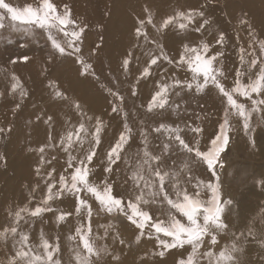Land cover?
Listing matches in <instances>:
<instances>
[{
  "label": "snow or ice",
  "instance_id": "obj_1",
  "mask_svg": "<svg viewBox=\"0 0 264 264\" xmlns=\"http://www.w3.org/2000/svg\"><path fill=\"white\" fill-rule=\"evenodd\" d=\"M212 2L213 0H204L199 8L173 9L159 20L156 19L157 14L145 5L143 15L134 18L132 47L142 48L143 54L148 57L137 82L151 77L153 66L163 68L165 63L175 71L190 72L191 79L185 81L174 78L169 83L162 78L156 82V90L147 102L145 113L155 123L140 128V146L131 156L127 155V151L132 147L134 135L133 127L127 122L129 113L122 107L125 97L118 90L107 89L114 97L111 111L122 113L125 123L116 142L100 162V167L110 177L117 170L114 166L125 164V183L129 185L128 191L131 193L127 198L114 192L110 179L105 178L99 183L93 179V170L97 167L94 159L98 158L105 129L103 118L96 114L89 115L79 99L69 96L58 84L49 81L53 101L63 103L78 119L73 124L69 118L65 131L55 136L52 128L53 117L48 116L44 121L49 125L47 141L36 149H30L39 157L34 171L43 181L44 192L34 207L29 206L30 200L29 204L9 209L10 222L0 228V241L6 243L11 237L19 246L15 247L7 264H64L59 255V237L52 242L41 231L39 243L33 244L24 226L37 218L42 220L46 213L55 214L53 203L62 200L66 194L75 199L74 213L60 211L55 216L57 224L66 222L73 214L85 221L68 236L69 241L76 242L71 249L72 256L68 264H102L103 257L111 255L106 245L97 246L94 242V210L90 199H94L98 206L97 214L102 212L109 216L123 215L138 230L137 243L144 237L155 239V248L150 253H145L141 264H157V257L163 262L173 250L178 253L174 264H242L239 254L245 250L244 240H257L264 248L262 220L258 229L255 224H250L238 234L233 231L231 242L222 246L218 252L215 251L218 238L230 231L226 213L231 211L233 200L224 198L220 182V170L225 167L222 154L228 149L230 133L233 131L230 120L238 117L242 121L243 131L249 136L253 148L256 147V141L251 135L255 131L252 127L253 113H261V120H264V39H258L248 20L239 21L241 25L247 26L250 43L247 48H239L240 67L234 70L232 85H226L228 77L220 59L224 52L213 51V43L204 38L206 32L212 35L210 30L215 24L208 11ZM8 27L29 34L40 30L51 46L50 61L59 57H74L75 62L80 65L81 76L91 74L99 80L89 58L82 51L89 26L74 16L68 4L61 7L53 0H38L35 6L25 4L20 7L9 0H0V30ZM170 33L180 36L178 57L169 55L164 44ZM190 33L200 34L199 43L194 44L187 40ZM213 39L215 45L221 49L225 47L227 36L223 30H217ZM94 54L95 52L90 55ZM134 58L139 60V57H134L133 50L125 54L121 64L125 74L129 72ZM28 59L25 55L10 62L15 64L18 60L27 62ZM245 76L248 77L247 83L243 82ZM193 88L197 93L214 89L223 98L224 106L218 131L204 149L201 148L199 140L192 142L185 137L186 130L199 135L203 132L201 127H192L187 123L181 125L170 120L172 112L180 115V104L173 101L172 96H180L182 89L191 91ZM9 93H18L21 98L28 95L15 73L10 76ZM131 94L137 95L135 87ZM4 96L5 93L0 92V98ZM15 107L19 109L21 104L17 103ZM7 131L10 132L11 129ZM3 132L5 129L0 128V133ZM53 153H63L66 156V167L59 173L58 179L55 167H51L53 161L57 160V154ZM4 159L0 155V160ZM198 166H203L210 174L207 180L193 176V170ZM256 183L264 187V178ZM189 185L192 191H189ZM28 187L34 200V194L41 185L37 183ZM202 192L206 193L207 198L202 196ZM153 206L157 211H153ZM257 231L260 232L259 236ZM206 241L209 246L201 251ZM119 242L124 244L123 239ZM149 256L153 259L146 258Z\"/></svg>",
  "mask_w": 264,
  "mask_h": 264
},
{
  "label": "bare ground",
  "instance_id": "obj_2",
  "mask_svg": "<svg viewBox=\"0 0 264 264\" xmlns=\"http://www.w3.org/2000/svg\"><path fill=\"white\" fill-rule=\"evenodd\" d=\"M9 2L23 7L25 4L35 6L38 0H9ZM53 2L61 7L68 4L74 16L88 24L82 51L85 57L89 58L99 80L91 74L81 76L80 65L75 62L74 57L47 60L52 55V50L47 45L45 34L40 30H36L35 34L17 31L11 27L0 30V92L5 93L4 98H0V128L5 129L2 138L8 136L5 145L0 146V155L5 157L4 160H0L5 166V172H1L3 170L0 168V228L10 222L9 209L29 204L30 200L29 206L34 207L42 198L43 181L34 171L39 157L30 149H36L47 141L49 125L44 121L48 116L53 117V135L58 136L65 131L66 121L69 118L73 124L78 119L63 103L53 101L51 89L48 86L49 81L58 84L59 88L67 92L69 96L79 99L89 115L96 114L103 118L105 129L98 149V158L94 159L97 167L93 170L95 173L93 179L97 183L105 178L110 179L113 182L114 192L127 198L131 193L128 191L129 185L125 183L127 179L125 164L120 163L114 166L117 170L110 177H107L100 167V162L104 160L107 151L116 142L125 123L123 114L120 112L113 114L108 106L113 101V97L107 89L112 88L122 94L125 93L122 107L129 113L127 122L133 127L134 135L132 147L127 151V155L131 156L140 146L142 139L139 135L140 128L155 123L145 113L147 102L156 90V82L162 78L169 83L174 78L185 81L191 79L190 72L175 71L172 66L165 63L163 68L153 66L151 77L137 82V77L143 70L148 57L143 54L142 48L133 49L132 47L133 24L135 16L143 15L145 5L157 14L156 19L159 20L161 16L171 13L173 9L199 8L204 0H53ZM208 11L215 24L210 30L212 35L206 32L204 38L213 43V51L224 52L220 59L228 77L225 83L231 86L235 75L234 70L240 67L239 48L241 46L247 48L250 43L247 26L241 25L239 21L248 20L255 29L258 39H264V0H213ZM217 30H223L227 36L223 49L215 45L213 39ZM149 31L152 30L149 29ZM200 39L201 36L197 33L187 35V40L194 44L199 43ZM18 43L23 44L20 53L28 55V61L7 64L6 60L10 51V54L14 55L12 54L14 51H8L7 48ZM164 44L169 55L178 57L181 44L179 35L170 33L165 38ZM129 50H133L134 57H139V60L134 58L129 66V72L125 74L121 64ZM93 52L95 54L90 55ZM12 73H15L22 81L28 93L26 97L21 98L18 93L15 95L9 93ZM243 82H248L247 76L243 77ZM133 87L137 89L136 96L131 94ZM172 100L180 104V115L177 116L175 112H172L170 120L181 125L187 123L192 127H201L203 132L199 135L186 130L185 137L192 142L199 140L201 148H206L210 139L218 131L224 106L223 98L214 89L197 93L193 88L191 91L180 90V96L173 95ZM241 100L243 102V98ZM17 103L21 104L19 109L15 107ZM248 103L251 106L250 102ZM230 123L235 132L230 133L228 149L222 154L225 167L220 170V182L224 198L232 199L233 204L230 205L231 211L226 213V222L230 224V231L218 238L219 243L215 246L217 252L222 246L231 242L233 231L238 234L246 230L250 224H255L258 229L264 220V195L261 196L255 190V183L252 182V180L264 178V166L255 169L252 164L264 161V120H261V113H253L252 127L255 131L251 135L256 141L255 148L252 147L249 136L243 131L242 121L238 117H232ZM9 128L10 132L7 131ZM53 154H57V160L53 161L51 167H55V175L58 179L59 173L66 167V156L63 153ZM256 157H260V160ZM192 174L202 180H207L210 175L203 166L196 167ZM37 183L41 187L35 192L33 200L28 186H34ZM189 191H192L191 185H189ZM246 192L259 196L262 200L258 203L254 202L255 200L252 201L249 198L250 194L247 196ZM202 196L207 198L204 192ZM89 202L94 210L93 216L97 217H93L92 220L94 242L97 246L106 245L111 252V255L103 257L102 264H141L145 253H150L155 248V239L150 240L144 237L137 243L138 230L123 215L104 216L102 212L97 214L98 206L95 200L90 199ZM53 207L56 209L55 214H44L42 220L35 219L31 224L25 225L24 230L30 234V241L33 244L39 243L41 231L52 242L59 237L61 247L59 255L64 264H68L72 256L71 249L76 245L75 241L68 240V236L85 221L73 214L66 222L57 224L55 216L60 211L74 213L75 199L70 195L66 194L62 200L55 201ZM153 211H157L155 206ZM109 225L111 227H108ZM259 235L260 232L257 231V236ZM120 239L124 240V244L119 242ZM18 246L11 237L6 243L0 241V264H7L9 256ZM208 246L206 241L201 251L206 250ZM243 247L244 252L239 254L242 264H264V248L257 240H244ZM113 257H119V259L116 260ZM146 258L153 259L150 256ZM176 258H178L177 250H173L163 262H160L158 257L155 259L157 264H174Z\"/></svg>",
  "mask_w": 264,
  "mask_h": 264
},
{
  "label": "rangeland",
  "instance_id": "obj_3",
  "mask_svg": "<svg viewBox=\"0 0 264 264\" xmlns=\"http://www.w3.org/2000/svg\"><path fill=\"white\" fill-rule=\"evenodd\" d=\"M46 38V37H45ZM22 43H18V44H16L15 46H9L7 49H8V51H10V50H13L14 52H12V54H14V55H11L10 53H11V51H10V53L8 54V57H7V62L4 60V62H6L7 64H11V60L12 59H17V58H19L20 56H25L24 54H21L20 53V48L22 47ZM47 45L49 46V47H51L50 46V44L47 42ZM12 48V49H11ZM26 56H28V55H26ZM47 60H49V58L47 59ZM19 61V60H18ZM107 76H109V75H107ZM0 78H1V71H0ZM99 82V81H98ZM3 83V82H2ZM1 87V86H0ZM132 88V87H131ZM120 92V91H119ZM130 92V91H129ZM131 92H132V90H131ZM122 94V93H121ZM125 93H123L122 95H124ZM110 99V98H109ZM113 100H114V97L112 98ZM108 106L110 107V109H112V104H111V102L108 104ZM114 114V113H113ZM264 126V125H263ZM233 132H235V131H233ZM237 132V131H236ZM231 136V135H230ZM8 140V136H7V138H2V133H0V146L1 147H3L4 145H5V142ZM4 153V152H3ZM257 158V160H260V157H256ZM253 164V167L255 168V169H257L258 167H263L264 166V161H261V162H253L252 163ZM258 164V165H257ZM260 165V166H259ZM2 166V167H1ZM0 168H2L1 170H3V171H1V172H5V166H3V164L0 162ZM252 179H254V178H252ZM252 182L253 183H255V190L256 191H258L259 192V194L262 196V195H264V191H262V189H264V187H261L260 185H257V183H256V181H253L252 180ZM258 189V190H257ZM260 190V191H259ZM247 196L249 195L250 197V199L252 200V201H254V202H256V203H258L259 202V200L261 201L262 200V198L261 197H259V196H256V195H254V194H252V193H250V192H246L245 193ZM252 198H255V199H252ZM104 216H107L106 214L104 215ZM93 217H95V216H93ZM93 217H92V220H93ZM95 218H97V217H95ZM105 219H108V220H110L108 217H105ZM111 221V220H110ZM112 225V224H111ZM112 226H114V225H112ZM113 229V228H112Z\"/></svg>",
  "mask_w": 264,
  "mask_h": 264
}]
</instances>
